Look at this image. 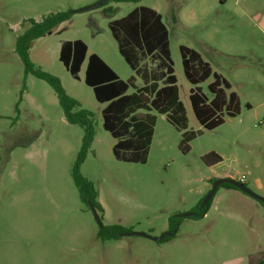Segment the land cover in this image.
<instances>
[{
    "label": "rangeland",
    "instance_id": "rangeland-1",
    "mask_svg": "<svg viewBox=\"0 0 264 264\" xmlns=\"http://www.w3.org/2000/svg\"><path fill=\"white\" fill-rule=\"evenodd\" d=\"M0 0V264H76L83 254L107 256V264H255L264 259V206L239 190L220 187L206 219L189 217L176 236L153 243L140 236L97 239L99 226L73 182L84 129L68 123L51 87L26 74L16 38L50 14L71 18L36 39L29 59L59 79L78 103L73 112L91 114V136L80 175L97 192L103 226L161 236L168 219L201 205L217 179L230 178L264 199V0ZM161 15L187 130H201L188 100L179 47L198 52L220 74L240 101V114L179 149L181 132L156 117L145 164L115 160V140L102 128L101 110L84 82L71 78L58 61L63 41L80 40L126 81L132 71L117 51L108 23L137 7ZM200 85L208 94L207 85ZM142 86L140 79L136 80ZM130 90L128 93H131ZM250 106L247 109L246 105ZM214 152L221 162L208 167L202 156ZM181 218V217H179ZM83 261V259H80Z\"/></svg>",
    "mask_w": 264,
    "mask_h": 264
},
{
    "label": "trees",
    "instance_id": "trees-1",
    "mask_svg": "<svg viewBox=\"0 0 264 264\" xmlns=\"http://www.w3.org/2000/svg\"><path fill=\"white\" fill-rule=\"evenodd\" d=\"M115 2H134L137 0H112ZM105 2L102 5H106ZM71 11L50 14L42 21L30 20L29 28L15 41V51L22 62L26 74L45 81L54 91L65 120L84 129L82 147L73 171V182L80 201L102 220L103 209L97 200V192L92 183L78 171L83 161L91 136V114L85 110L73 112L78 103L69 98L58 78L41 71L29 59L31 44L46 34H50L60 24L71 18ZM109 32L117 45V51L133 75L126 81L120 80L116 73L96 54L88 55V47L80 40L63 41L59 47L58 61L72 79L79 80L83 63L84 84L92 90L95 101L104 105L101 110L102 128L114 140L112 155L116 161L130 164L147 162L156 117L162 115L177 131L181 132L179 149L183 154L190 150V142L201 136L203 131H212L223 125L226 119L240 114V101L236 93L230 91V83L220 74L212 71L201 55L186 46L179 47L183 75L191 85L188 100L193 115L201 130H187V117L174 76L173 63L169 49V33L162 22L161 15L148 7H137L120 19L108 23ZM140 79L142 86L136 85ZM209 95L202 92L201 84L207 80ZM132 90L131 93H128ZM247 109L250 106L246 105ZM203 163L214 166L221 158L214 152L202 156ZM237 190L224 183L217 187ZM216 189V190H217ZM212 199V198H211ZM211 199L203 206L192 210L189 218L201 219L209 210ZM182 218L168 219L170 236H163L158 243L171 239L178 232ZM131 230L118 225L99 228L100 241L117 240ZM257 264H264V259Z\"/></svg>",
    "mask_w": 264,
    "mask_h": 264
},
{
    "label": "water",
    "instance_id": "water-1",
    "mask_svg": "<svg viewBox=\"0 0 264 264\" xmlns=\"http://www.w3.org/2000/svg\"><path fill=\"white\" fill-rule=\"evenodd\" d=\"M108 0H101L99 1L98 3L92 5V6H89V7H86V8H83L79 11L83 12V11H88V10H91V9H94L96 7H99L101 6L102 4H104L105 2H107ZM224 183H227L231 186H233L234 188H236L237 190L243 192L244 194L258 200L259 202H261L264 206V199H262L261 197L257 196L256 194H254L251 190H249L246 186H244L243 184L239 183V182H236L234 181L233 179H230V178H223V179H217L213 184H212V187L210 189V191L208 192V194L204 197V199L202 200L201 202V205L200 207H203L212 197L213 195L215 194L216 192V189L219 185L221 184H224ZM93 212V217L95 219V221L97 222L99 228L102 227V223H101V220L99 219L98 215L94 212ZM193 213L190 212V213H186V214H183V215H180L178 217H181V218H185V217H190L192 216ZM132 235H135V236H140V237H144V238H149L155 242H159L163 236H170V233L168 232H165L163 233L161 236L159 237H156V238H151L149 237L148 235L146 234H143V233H138V232H130V233H126V234H123L122 236H132Z\"/></svg>",
    "mask_w": 264,
    "mask_h": 264
},
{
    "label": "crops",
    "instance_id": "crops-1",
    "mask_svg": "<svg viewBox=\"0 0 264 264\" xmlns=\"http://www.w3.org/2000/svg\"><path fill=\"white\" fill-rule=\"evenodd\" d=\"M89 54H91V53H88V55ZM105 63H106V61L101 57V56H99ZM84 64V63H83ZM107 64V63H106ZM108 65V64H107ZM83 66V65H82ZM85 66H86V63H85ZM109 66V65H108ZM82 68V67H81ZM111 68V67H110ZM112 69V68H111ZM113 70V69H112ZM85 71V70H84ZM116 73V72H115ZM133 74V73H132ZM116 75H117V73H116ZM119 77V76H118ZM119 79H120V77H119ZM226 178H228V177H226ZM209 211V210H208ZM208 211H207V213H208ZM207 213L201 218V220H204V219H206V216H207ZM194 220V219H193ZM198 220H200V219H198ZM198 220H195V221H198ZM182 222H183V220H182ZM182 222L180 223V226H181V224H182ZM180 226H179V228H180ZM179 228H178V230H179ZM167 230H168V227H167V229H165L163 232H167ZM178 233V232H177ZM176 233V234H177ZM148 234H150V233H148ZM147 234V235H148ZM97 236V235H96ZM148 236H151V235H148ZM176 236V235H175ZM175 236H173V237H171V239L170 240H168V241H165V242H163V243H168V242H170ZM154 238H156V237H154ZM147 239H149V238H147ZM153 243H158V242H155V241H153V240H151ZM80 259H83V261H80ZM107 256H105V255H102V256H99V255H97V254H93V253H89V254H83V256L80 258L79 257V259H78V261L76 262V264H107ZM258 263V262H257ZM257 263H255V264H257Z\"/></svg>",
    "mask_w": 264,
    "mask_h": 264
}]
</instances>
